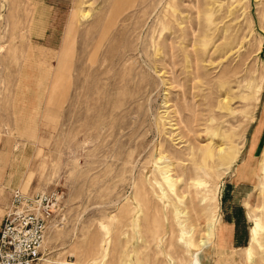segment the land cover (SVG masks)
<instances>
[{
    "label": "rangeland",
    "instance_id": "rangeland-1",
    "mask_svg": "<svg viewBox=\"0 0 264 264\" xmlns=\"http://www.w3.org/2000/svg\"><path fill=\"white\" fill-rule=\"evenodd\" d=\"M17 189L63 197L38 264H264V0H0Z\"/></svg>",
    "mask_w": 264,
    "mask_h": 264
},
{
    "label": "built area",
    "instance_id": "built-area-1",
    "mask_svg": "<svg viewBox=\"0 0 264 264\" xmlns=\"http://www.w3.org/2000/svg\"><path fill=\"white\" fill-rule=\"evenodd\" d=\"M62 195L58 191L24 193L14 190L0 227V264H38L49 225Z\"/></svg>",
    "mask_w": 264,
    "mask_h": 264
},
{
    "label": "crops",
    "instance_id": "crops-1",
    "mask_svg": "<svg viewBox=\"0 0 264 264\" xmlns=\"http://www.w3.org/2000/svg\"><path fill=\"white\" fill-rule=\"evenodd\" d=\"M46 6L49 7L47 4ZM58 61H61V58ZM226 214L222 217L218 228V245L223 250L238 249L245 242V231L240 223L232 216L230 207L227 209Z\"/></svg>",
    "mask_w": 264,
    "mask_h": 264
},
{
    "label": "bare ground",
    "instance_id": "bare-ground-1",
    "mask_svg": "<svg viewBox=\"0 0 264 264\" xmlns=\"http://www.w3.org/2000/svg\"><path fill=\"white\" fill-rule=\"evenodd\" d=\"M187 130V129H186ZM158 132V131H157ZM182 215H183V213H182ZM261 229H262V226L260 225V224H256V227H255V229L253 230V241H254V244H256V245H258L259 246V248L261 247H263L262 246V244L260 243V241H259V231H261ZM184 233V232H183ZM261 233V232H260ZM187 234V233H186ZM213 234H214V227H211V229H207V231H206V236L208 237V239L209 238H211L212 236H213ZM206 242L207 241H202L201 243V245L202 246H205V244H206ZM207 246V245H206ZM263 249H264V247H263ZM197 250V249H196ZM193 256L195 257L194 258V261H195V264L197 263V258H198V253H195V254H193ZM250 258V257H249ZM254 262V261H253ZM252 262V263H253ZM255 263V262H254ZM253 263V264H254Z\"/></svg>",
    "mask_w": 264,
    "mask_h": 264
}]
</instances>
